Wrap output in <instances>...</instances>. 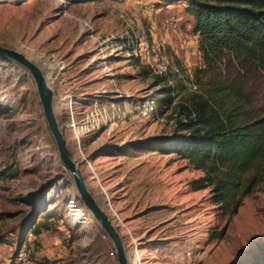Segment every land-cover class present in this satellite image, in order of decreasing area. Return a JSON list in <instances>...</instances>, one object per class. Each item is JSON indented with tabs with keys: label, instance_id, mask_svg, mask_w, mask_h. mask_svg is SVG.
<instances>
[{
	"label": "rangeland",
	"instance_id": "obj_1",
	"mask_svg": "<svg viewBox=\"0 0 264 264\" xmlns=\"http://www.w3.org/2000/svg\"><path fill=\"white\" fill-rule=\"evenodd\" d=\"M145 1L155 4L150 14L139 10ZM171 18L179 19L177 31L168 27ZM81 21L92 29H83ZM193 23L184 5L172 0H0V45L22 52L48 77L71 158L88 190L114 220L128 264H260L264 155L246 173L241 205L230 216L212 202L209 188L191 191L189 182L203 176L201 170L146 144L174 130L179 104L198 95L219 102L222 87L247 106L238 107L244 111L239 118L264 119V65L225 54L207 69ZM124 36L164 47L166 77L172 79L176 95L171 105L160 101L165 81L156 83L155 76L142 74L146 65L136 69L137 64L122 58L102 57V46ZM52 54L63 61L62 71ZM46 60L57 68L51 69ZM105 67L114 73L111 85L128 89L136 99L152 97L158 108L143 121L120 122L111 134L105 127L87 134L80 147L88 157L82 160L65 96L72 94L75 111L89 104L101 89L99 81L107 78L99 79L104 74L99 69ZM74 85L79 87H70ZM125 108L130 110L128 101ZM41 224L35 234L34 226ZM103 233L59 159L28 70L0 57V264H14L23 247L26 264H118Z\"/></svg>",
	"mask_w": 264,
	"mask_h": 264
},
{
	"label": "trees",
	"instance_id": "obj_2",
	"mask_svg": "<svg viewBox=\"0 0 264 264\" xmlns=\"http://www.w3.org/2000/svg\"><path fill=\"white\" fill-rule=\"evenodd\" d=\"M67 1L73 4L99 0ZM172 1L181 2L193 17L198 51L207 69H212L225 54L264 65V0ZM142 74L149 75L148 67L143 66ZM155 79L161 83L166 76ZM161 91L164 97L160 101L171 105L176 97L173 87H163ZM218 91L219 102L198 95L179 104L174 130L146 144L152 151L175 154L201 170L204 175L189 182L191 191L209 188L212 202L231 216L241 205L246 173L264 155V119L242 120L239 113L244 111H238V107L247 106L240 104L242 100L237 97L232 99L224 87ZM225 102L229 104L223 105ZM34 221L35 218L31 220ZM41 226L44 224L34 226L35 234L40 233ZM259 263L264 264V260Z\"/></svg>",
	"mask_w": 264,
	"mask_h": 264
},
{
	"label": "built area",
	"instance_id": "obj_3",
	"mask_svg": "<svg viewBox=\"0 0 264 264\" xmlns=\"http://www.w3.org/2000/svg\"><path fill=\"white\" fill-rule=\"evenodd\" d=\"M155 4L153 2L145 1L139 4V10L144 14H150L154 11ZM168 27L172 31H177L179 28V19L171 18L167 20ZM81 27L87 31L91 30V26L87 21H81ZM153 28V26H151ZM122 40L117 39L115 43L105 45L100 48L102 57H115L122 58L129 62H135L136 69L140 68L141 64L148 67L150 75L153 76H166L168 73V62L164 53V47L161 44H150L143 38L139 40L133 39L131 36L121 37ZM194 51V47H192ZM51 60L56 64H60L62 71L65 67L63 61L57 60L55 56L51 55ZM105 74L113 75L107 69ZM173 73H179L177 68L171 70ZM52 74H57L53 72ZM166 86H172L173 81L168 76L165 79ZM196 89V85H191ZM105 94V95H103ZM105 97L106 99H100ZM69 107V120L70 129L73 133L75 142L79 145V155L82 160H87V154L80 147V143L83 137L87 134L99 130L101 127H105L108 134H111L118 126L120 122L143 121L150 118L157 112L158 103L152 97H145L143 99H136V96L129 92L128 89L124 90L115 87L112 91H108L105 88L98 90V95L95 99L87 105H81V107L75 111L72 94H66ZM128 101L129 111L125 108V102ZM114 222V220L112 219ZM104 238H108L106 233H103ZM110 255L115 256V250H112ZM28 252L23 247L19 250L14 264H26L28 261ZM138 262V259H137Z\"/></svg>",
	"mask_w": 264,
	"mask_h": 264
},
{
	"label": "water",
	"instance_id": "obj_4",
	"mask_svg": "<svg viewBox=\"0 0 264 264\" xmlns=\"http://www.w3.org/2000/svg\"><path fill=\"white\" fill-rule=\"evenodd\" d=\"M0 57L11 60L28 70L36 86L43 114L54 138L59 159L64 168L71 174L80 201L110 239L116 253L118 264H128L125 246L120 233L114 226L109 215L102 209L94 195L88 190L78 164L71 158L66 140L56 118L54 90L49 85L46 75L40 66L18 50L0 45Z\"/></svg>",
	"mask_w": 264,
	"mask_h": 264
},
{
	"label": "crops",
	"instance_id": "obj_5",
	"mask_svg": "<svg viewBox=\"0 0 264 264\" xmlns=\"http://www.w3.org/2000/svg\"><path fill=\"white\" fill-rule=\"evenodd\" d=\"M195 36L197 37V41H198V36L195 34ZM129 62V61H128ZM126 63H127V60H126ZM130 63V62H129ZM132 63V62H131ZM133 63H135V62H133ZM107 69H111V68H108L107 67ZM106 69V70H107ZM114 70V69H113ZM99 71L101 72L102 71V73H104V74H102V76H100V78L99 79H101V77H107V78H105L103 81H99V83H98V86L102 89V88H110V89H108V91H112L116 86H115V84H114V86L113 85H111V83H110V81H112L113 80V78H110L111 76L110 75H107V74H105V70H102V69H99ZM112 71V70H111ZM110 73H112L113 75H114V73L113 72H110ZM65 83H67V81H63V84H65ZM70 83H71V85H72V83H73V81L72 82H69V85H70ZM70 87H72V88H78L79 86H70ZM120 88V87H119Z\"/></svg>",
	"mask_w": 264,
	"mask_h": 264
},
{
	"label": "bare ground",
	"instance_id": "obj_6",
	"mask_svg": "<svg viewBox=\"0 0 264 264\" xmlns=\"http://www.w3.org/2000/svg\"><path fill=\"white\" fill-rule=\"evenodd\" d=\"M45 64L48 65L51 69L57 68L56 64H53V63L49 62L48 60L45 61ZM47 79H48V77H47ZM48 82H49V80H48ZM49 85H50V83H49Z\"/></svg>",
	"mask_w": 264,
	"mask_h": 264
}]
</instances>
